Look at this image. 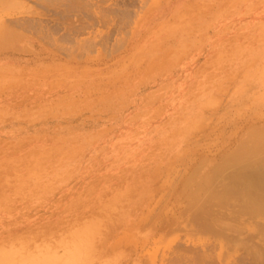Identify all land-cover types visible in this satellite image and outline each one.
I'll return each instance as SVG.
<instances>
[{"label":"rangeland","instance_id":"obj_1","mask_svg":"<svg viewBox=\"0 0 264 264\" xmlns=\"http://www.w3.org/2000/svg\"><path fill=\"white\" fill-rule=\"evenodd\" d=\"M2 1L0 264H264L188 209L264 129V0Z\"/></svg>","mask_w":264,"mask_h":264},{"label":"bare ground","instance_id":"obj_2","mask_svg":"<svg viewBox=\"0 0 264 264\" xmlns=\"http://www.w3.org/2000/svg\"><path fill=\"white\" fill-rule=\"evenodd\" d=\"M54 1L39 0L43 5L59 4V0L57 3ZM73 1L75 0H66V3L71 5ZM2 18L0 17V41L18 33L20 27L25 26L27 29L31 26L23 18H16L10 24ZM9 25H12V29ZM251 135V140H243L236 150L221 158L207 173L200 175V180L196 179L198 182L193 180L197 186L195 189L190 185L194 192L189 194L188 209L199 215V223L203 229L214 232L220 238L228 239L229 236L225 233L228 227L239 229L240 226L223 223L227 216L239 220V224L250 225L256 222L257 225L261 222L264 226V129H256ZM217 185L221 186L220 190H216ZM244 216L247 219L241 220ZM231 237L236 238L234 235Z\"/></svg>","mask_w":264,"mask_h":264}]
</instances>
